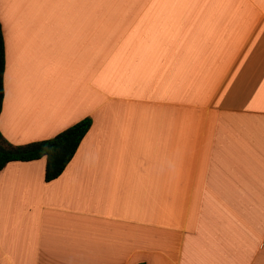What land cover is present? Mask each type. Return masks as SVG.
I'll list each match as a JSON object with an SVG mask.
<instances>
[{"label":"crops","instance_id":"0c3cea01","mask_svg":"<svg viewBox=\"0 0 264 264\" xmlns=\"http://www.w3.org/2000/svg\"><path fill=\"white\" fill-rule=\"evenodd\" d=\"M0 131L92 127L57 179L0 171V264H264V0H0Z\"/></svg>","mask_w":264,"mask_h":264},{"label":"trees","instance_id":"16d2710c","mask_svg":"<svg viewBox=\"0 0 264 264\" xmlns=\"http://www.w3.org/2000/svg\"><path fill=\"white\" fill-rule=\"evenodd\" d=\"M2 45H0V116L4 103L5 48L2 24ZM87 117L66 128L52 138L14 146L4 139L0 131V171L11 162H31L46 158L45 181L51 182L64 172L74 158L80 144L92 127ZM145 264V263H139Z\"/></svg>","mask_w":264,"mask_h":264},{"label":"snow or ice","instance_id":"6c2138e0","mask_svg":"<svg viewBox=\"0 0 264 264\" xmlns=\"http://www.w3.org/2000/svg\"><path fill=\"white\" fill-rule=\"evenodd\" d=\"M0 45H2V33H0Z\"/></svg>","mask_w":264,"mask_h":264}]
</instances>
